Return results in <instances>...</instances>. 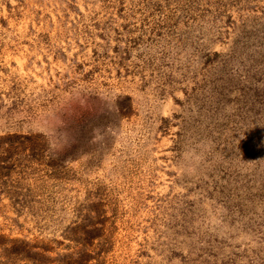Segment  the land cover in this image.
I'll list each match as a JSON object with an SVG mask.
<instances>
[{"label": "rangeland", "instance_id": "obj_1", "mask_svg": "<svg viewBox=\"0 0 264 264\" xmlns=\"http://www.w3.org/2000/svg\"><path fill=\"white\" fill-rule=\"evenodd\" d=\"M0 264H264V0H0Z\"/></svg>", "mask_w": 264, "mask_h": 264}]
</instances>
